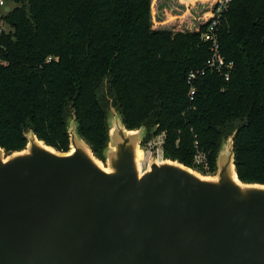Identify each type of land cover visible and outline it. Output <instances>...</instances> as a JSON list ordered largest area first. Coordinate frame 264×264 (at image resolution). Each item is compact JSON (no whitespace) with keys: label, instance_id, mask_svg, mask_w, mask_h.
Here are the masks:
<instances>
[{"label":"trees","instance_id":"1","mask_svg":"<svg viewBox=\"0 0 264 264\" xmlns=\"http://www.w3.org/2000/svg\"><path fill=\"white\" fill-rule=\"evenodd\" d=\"M4 1L15 5L1 16L6 152L24 149L29 131L67 152L74 118L80 137L104 161L112 106L127 129L148 128L141 146L164 132V159L195 168L197 151L204 152V173L216 172L219 147L236 131L238 178L264 184V0L230 1L218 36L234 69L227 81L205 70L192 82V100L187 75L209 57L200 33L212 2L188 18L186 29H172L152 26L166 24L152 13L157 0Z\"/></svg>","mask_w":264,"mask_h":264},{"label":"water","instance_id":"2","mask_svg":"<svg viewBox=\"0 0 264 264\" xmlns=\"http://www.w3.org/2000/svg\"><path fill=\"white\" fill-rule=\"evenodd\" d=\"M112 117L110 172L88 157L87 149L98 159L74 118L72 153L32 131L24 149L4 156L0 147V264H264V184L238 178L236 131L209 179L168 158L139 173L144 126L131 133L116 110Z\"/></svg>","mask_w":264,"mask_h":264},{"label":"built area","instance_id":"3","mask_svg":"<svg viewBox=\"0 0 264 264\" xmlns=\"http://www.w3.org/2000/svg\"><path fill=\"white\" fill-rule=\"evenodd\" d=\"M231 0H214L213 8L211 12V16L208 19V22L205 26V29L200 33V40L208 43L209 46V57L204 62V68L190 70L187 75V81L190 84V88L188 91V96L192 100L195 94V88L192 85V82L200 75L205 73V70L209 72H215L221 75L225 81L230 78V74L234 69V62L232 60H228L226 56L221 51V45L219 42L218 29L219 25L224 19V15L228 10L229 3ZM4 0H0V8L5 4ZM2 13H0V34L4 28V25L1 21ZM1 47V44H0ZM50 59V58H48ZM164 132L152 137L149 139L143 146L142 149L148 154H151L153 145L157 144L158 154L161 156V160L163 158V143ZM154 141V142H152ZM195 161L197 163H201L204 167H206L205 161V153L202 151H197L195 157Z\"/></svg>","mask_w":264,"mask_h":264},{"label":"rangeland","instance_id":"4","mask_svg":"<svg viewBox=\"0 0 264 264\" xmlns=\"http://www.w3.org/2000/svg\"><path fill=\"white\" fill-rule=\"evenodd\" d=\"M156 1V0H155ZM154 1V2H155ZM210 2H214V0H157L158 6L155 4L154 5V17L157 19H163L164 24L163 26H158V23H152L153 27H160V28H172V29H176V28H181V29H186L188 26V18H194L195 14L199 11V10H203L202 8H206L210 5ZM13 6H15L13 3L11 2H6L1 8H0V13H6L8 10H10ZM166 10H162V8H165ZM189 9V11H186V9ZM177 15V16H175ZM181 15V16H179ZM181 19V24H179L178 20ZM173 25V26H172ZM179 25V26H178ZM113 112H115V110L111 107H109V114H111V119ZM135 130V129H133ZM139 137L142 135V132L145 134L143 139L141 140V142L145 139V136L148 132V128L146 126H144V128L139 130ZM154 142V141H152ZM145 144V143H144ZM154 148L151 151V154L147 153V157L148 160L145 161V159L147 158H143V161L140 162L141 165V169H145L147 167V165L149 164V162L153 161V160H161V156L158 154V151L156 149L157 144L153 145ZM156 146V147H155ZM2 148V147H1ZM140 149H142V146H139ZM4 149V148H3ZM146 150V149H142V152ZM4 156H8L9 154H11V152H6L5 150L2 151ZM143 153L146 154V152L144 151ZM144 154V156H146ZM163 160V159H162ZM102 161V160H101ZM102 163L104 165H107V161L104 157V161H102ZM193 163L196 165L195 168H191L192 170H194L196 173L202 175V176H207V177H211L212 175H214L216 172H206L204 173L202 170L207 169V167H204L201 163H197L194 159ZM215 176V175H214Z\"/></svg>","mask_w":264,"mask_h":264},{"label":"bare ground","instance_id":"5","mask_svg":"<svg viewBox=\"0 0 264 264\" xmlns=\"http://www.w3.org/2000/svg\"><path fill=\"white\" fill-rule=\"evenodd\" d=\"M130 131H131V133H134V132H132V131H134V130H130ZM39 144L42 145L41 143H39ZM44 149H45V151H48V152L52 151V149H51L50 147H46V146H44ZM73 151H74V149L71 148L68 152H69V153H72ZM86 152H87L88 157L94 162V164H95L98 168H100L101 170H103V171H105V172H110V171H111L107 166H105V165L102 163V161H100L99 159H94V158L91 156V153L89 152L88 149L86 150ZM143 152H144V151H143ZM143 152H142V149H140L139 147L136 149V154H135V162H136V165H139V164L141 165L140 162L143 161V158H147V159H145V161L148 160L147 155H146L145 153H143ZM144 154H145L146 156H144ZM158 161L160 162V161H162V160H158ZM166 163H172V162L169 161V160H167ZM143 171H144V169H141V171H140L139 173H142ZM198 176H200V177L203 178V179H209V177H207V176H202V175H200V174H198ZM233 180L235 181V183H236L238 186L241 185V183L235 178V173H234V172H233ZM260 188L264 190V186H260Z\"/></svg>","mask_w":264,"mask_h":264},{"label":"crops","instance_id":"6","mask_svg":"<svg viewBox=\"0 0 264 264\" xmlns=\"http://www.w3.org/2000/svg\"><path fill=\"white\" fill-rule=\"evenodd\" d=\"M139 146H140V144H139Z\"/></svg>","mask_w":264,"mask_h":264}]
</instances>
